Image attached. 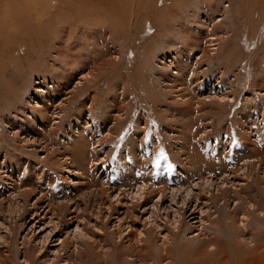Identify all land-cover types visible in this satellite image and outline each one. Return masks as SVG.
<instances>
[{"label": "rangeland", "instance_id": "1", "mask_svg": "<svg viewBox=\"0 0 264 264\" xmlns=\"http://www.w3.org/2000/svg\"><path fill=\"white\" fill-rule=\"evenodd\" d=\"M11 5L3 9L24 16V23L9 16V25L0 24V254L13 255L9 264H107L105 258L110 264H171L183 260L186 250L179 249L193 247L196 236L220 235L213 200L236 242L261 240L253 264H263L264 213L257 208L264 211V170L240 164L255 161L252 142L264 146V0ZM92 29L99 38L91 37ZM61 42L73 46L62 63L56 60ZM40 89L50 91L49 98ZM37 105L48 116L40 133L32 122ZM42 124L37 119V127ZM78 134L86 144L75 154H81L75 168L68 148ZM229 168L241 171L226 180L228 192L211 187L216 198L203 221L194 204L165 209L170 198H133L140 182L155 184L151 189L167 183V190L192 185L197 193L202 176ZM14 186L34 191L25 198ZM243 214L249 228L241 233L230 225L232 218L241 225ZM78 225L87 232L82 239L74 235ZM169 246L174 254L168 258Z\"/></svg>", "mask_w": 264, "mask_h": 264}, {"label": "bare ground", "instance_id": "2", "mask_svg": "<svg viewBox=\"0 0 264 264\" xmlns=\"http://www.w3.org/2000/svg\"><path fill=\"white\" fill-rule=\"evenodd\" d=\"M20 1V0H19ZM41 1L42 2H44V1H47V0H34V3H39V4H41ZM88 1V0H87ZM49 2V1H48ZM79 2H81V1H79ZM82 3V2H81ZM9 5V7L11 8V4H12V0L10 1V0H0V24H5L6 25V23H8V25H9V23L10 22H7V20H8V17L9 16H11V17H13V18H15L16 20H19V22H22L21 21V19L23 20L24 19V16H22V15H17V12H16V15L13 13V11H11V9H3L4 8V5ZM30 5V4H29ZM81 6V5H80ZM85 6V5H84ZM83 6V7H84ZM23 7V6H22ZM29 7H31V6H29ZM25 8V7H24ZM20 10V9H19ZM26 10H27V8H26ZM21 12V11H20ZM25 12H27V11H25ZM30 12V11H29ZM22 13V12H21ZM23 14V13H22ZM26 14V13H25ZM29 14V13H28ZM89 14V13H88ZM110 14V13H109ZM112 14H114V12L112 13ZM209 15H211V17L212 16H214L213 14H209ZM30 16V15H29ZM85 16V15H84ZM116 16V15H115ZM206 16V15H205ZM27 17V16H26ZM90 17H91V15H90ZM93 17L95 18V17H97V16H94L93 15ZM92 17V18H93ZM201 17V16H200ZM30 18V17H29ZM84 18V17H83ZM86 18H87V16H86ZM93 18V19H94ZM204 18V17H203ZM210 18V16L209 17H207V18H205V20H207L208 21V19ZM27 20H28V17H27ZM54 20V19H53ZM86 20V19H85ZM90 20H91V18H90ZM204 20V21H205ZM219 20H222V17H220V18H218V21ZM25 21V20H24ZM94 21V20H93ZM16 22V21H15ZM40 22V21H39ZM89 22V21H88ZM91 22V21H90ZM24 22H22L21 24H23ZM15 24V23H14ZM19 24V23H18ZM10 25H12V23L10 24ZM16 25V24H15ZM4 26H2V28H3ZM12 28V27H11ZM91 28V27H90ZM5 30V29H4ZM1 32V31H0ZM6 32H7V30H6ZM97 32H99L98 30H94V29H92L91 31H90V34H91V37H92V35H95V38L97 37V38H99L100 36L97 34ZM96 34H97V36H96ZM91 37H89V38H91ZM215 38H213L212 37V40H214ZM91 43V42H90ZM57 45V50H56V60H60L61 61V63L63 62V59H66V58H64V57H68L69 56V52H70V50H71V47H73L72 46V44H71V42H67L65 45H64V43H59V44H56ZM212 45H215V44H212ZM78 47V46H77ZM214 49H217V48H213V50ZM78 51H79V49H78ZM74 52V51H73ZM76 52V51H75ZM72 56V55H71ZM69 60H70V57H69ZM71 61V60H70ZM68 62V61H67ZM174 64H175V62H174ZM61 65V64H60ZM59 65V66H60ZM71 65V64H70ZM65 66V65H64ZM63 66V67H64ZM55 67H56V69H57V65H55ZM68 67V66H67ZM165 68H167V66H164ZM58 69H59V71L61 72L62 70H60V68L58 67ZM68 70V69H67ZM58 71V70H57ZM59 72V73H60ZM172 77L173 76H175V75H177L178 74V70H174V71H172ZM175 74V75H174ZM59 77V76H58ZM40 91H41V95H42V97H44V99H47V98H49L48 96V94H46V93H50V91H44V90H42V89H40ZM43 93V94H42ZM210 95V94H209ZM227 96H221L220 95V98L221 99H224V98H226ZM229 97V96H228ZM184 101H186V99H183L182 100V102H184ZM39 105V104H38ZM34 106V111H35V115H36V119H33V121L32 122H35V125L33 126L34 128L36 127V130L35 131H37L38 133H40L42 130H46V121H47V111H46V108H45V106L44 107H42V108H38V107H40V106ZM107 114V113H106ZM105 114V115H106ZM37 119L38 120H42V125H40L39 127H37ZM258 129H261L260 127L258 128ZM262 131H261V137H262V139H264V129H261ZM46 133V132H45ZM78 135H80V136H78L76 139H73L72 141H74V143H73V146H74V148H71L72 147V143L70 144V148H68V151L70 150L71 152H70V159H71V163H72V165H73V167H75V168H78L79 166H77V165H80V164H77V161H76V159L78 158V156L79 155H81V154H79V155H75L76 153L78 154V153H83L84 151H83V149H84V147H85V144H86V140H82V136H81V134H78ZM260 135V134H259ZM85 139V138H84ZM26 140V139H25ZM135 143V142H134ZM252 144V146H251V148L249 149V151H250V153H249V157H251L252 159H255V163H253V161H252V166H251V164H250V162L249 163H247V164H244V163H242V164H240L241 165V167H240V169H242V170H245V169H248V170H250V171H253V170H256V167L258 166V165H260V166H263V170H264V154H262V153H264V146L262 147V148H259L260 146H259V143H256L255 144V142L253 143H251ZM263 144V143H262ZM261 145V144H260ZM259 146V147H258ZM248 151V152H249ZM76 156V157H75ZM238 157V156H237ZM248 157V156H247ZM239 158V157H238ZM80 158H78L77 160H79ZM81 160V159H80ZM240 160V159H239ZM232 161H235V160H232ZM250 161V160H249ZM80 162V161H79ZM5 164V163H4ZM185 164V163H184ZM189 164V163H188ZM232 164H234V163H232ZM239 164V163H238ZM236 165H237V163H236ZM82 166V165H81ZM234 166V165H233ZM191 167V166H190ZM195 168V167H194ZM185 169H190L189 168V166L186 168L185 167ZM239 168L235 171V169H232V168H229V169H227V170H225V172H223V174H220V175H216L215 173H209L208 175H204V176H202V180L201 181H199V182H197L195 185H198V187L196 188V189H198L199 191L197 192V193H194V188L192 187V185H188V187L187 188H185L186 186H184V190H183V188H176V186L174 185V186H172L171 187V189H169V190H167V187L168 188H170L169 187V185H167V183H166V185L165 186H160V187H158V189H151V187L152 186H154L155 184H148V183H146V182H140V183H138V185H137V188H136V191H135V193H134V197L133 198H137L136 200L138 201V202H141V200H143V201H145V202H149V199H151L152 197H151V195L152 194H155V195H160L159 196V198H158V201H160V202H164V200L166 199L167 200V198H170L171 200V204H170V206L169 207H167V208H165V209H170V208H173L175 205H180V206H182V208H184V207H189V206H191V205H195V208H194V212L198 209V207H200L199 208V210L197 211V213L198 212H200L201 213V221H203V220H205V218H204V216H203V213L204 212H206L208 215L210 214L209 212V209H210V203H209V201H211V200H213V199H215L216 198V195L214 194V191H212L211 190V187H213V186H215L214 188L215 189H217V187L218 186H222V188H225V191L224 192H228V181H229V178H232V177H236V173L240 170ZM241 171V170H240ZM211 172V171H210ZM1 174V173H0ZM212 175V176H211ZM219 176V177H218ZM217 177V178H216ZM22 178V177H21ZM21 178H19L20 179V181H21ZM165 178H167V177H165ZM215 178H216V180H215ZM217 179H220L221 181V183H219V184H217L218 182H217ZM226 180H228V181H226ZM256 180V179H255ZM39 181V180H38ZM37 181V182H38ZM168 181V180H167ZM166 181V182H167ZM171 181V180H170ZM234 182V181H233ZM255 182V181H254ZM180 183V182H179ZM192 184V183H191ZM205 184V185H204ZM206 184L209 186V187H207L206 186ZM216 184V185H215ZM257 184H258V186H259V182H257ZM37 185V184H36ZM170 185H172V184H170ZM33 187V186H32ZM21 187L20 186H14V192H15V194L16 195H20V196H23V197H28L29 195H31V193L34 191V190H32V191H21V189H20ZM258 188V187H257ZM35 189V188H34ZM259 189V188H258ZM36 190V189H35ZM122 190V189H121ZM156 190H157V192H156ZM217 190H220V188H218ZM241 190H244V188L242 187L241 188ZM120 191V190H119ZM263 191V190H262ZM193 192V193H192ZM264 192V191H263ZM167 193H169L170 195L168 196V194ZM186 193V195H184ZM240 192L238 191L237 192V194H239ZM42 194V193H41ZM207 194V195H206ZM209 195V196H208ZM117 196H120V194L118 195L117 194ZM223 196V195H222ZM41 201V198H40V196H39V198H38V201H37V203H39ZM43 201V200H42ZM214 204H215V201L213 200L212 201ZM213 204V208H215V210H214V213L213 214H216L217 215V217H218V220H217V224L216 225H221L220 226V228H222L221 230H220V235H216L215 237H211V238H209L208 240H205V239H201L200 238V236H196L195 238H193V240L195 241V242H197L196 244H194V246L193 247H188V248H180L179 249V252L180 251H184V249L186 250L185 252H183L182 253V257H183V260L181 259V257L180 258H178L177 260L178 261H176V262H171V264H194L195 262V264H253V262L257 259V256H256V254H257V252H258V246L260 245L259 243H261L262 244V242H261V240H257L256 239V241L257 242H255V244L254 245H256V246H254V245H249L248 244V242L247 243H242V242H236V237L235 238H233L232 237V232H230L228 229H226V230H224L223 228H224V226L227 224V219H225L224 218V215H222L221 214V210L219 209V207L215 204L214 205ZM37 205V204H36ZM35 205V206H36ZM152 205H154V206H158V203H153ZM163 205V204H162ZM161 205V206H162ZM67 206H68V204H65L64 205V208L65 209H68L67 208ZM148 206V205H147ZM197 206V207H196ZM72 207V206H71ZM158 210H159V208L158 207H156ZM182 208H180V209H182ZM180 209H178V210H175V215H174V220H175V224L177 225V224H179V222H180V219L182 218V212H180ZM188 209V208H187ZM193 210V209H192ZM260 211L259 213H264V211L262 210V207H258L257 208V211ZM72 211V210H71ZM156 212V211H155ZM66 213V212H65ZM63 214L62 215V217L63 218H65L67 215L66 214ZM156 214V213H155ZM194 214L195 213H192L191 214V217L193 216L194 217ZM157 215V214H156ZM173 215V214H172ZM177 215V216H176ZM184 215V214H183ZM178 216L180 217L179 219H178ZM185 216V215H184ZM190 217V218H191ZM193 217H192V219H193ZM244 217H248V216H246L245 214H243L242 215V218L239 220L240 222H241V225H237V221H235V219L234 218H232V225H230V226H235V228H236V230L237 231H239V230H241V233H244L246 230H248V225H247V223H245V218ZM260 217V216H259ZM184 218V217H183ZM189 218V217H188ZM229 218H231V215H229ZM228 218V219H229ZM195 219V218H194ZM238 221V222H239ZM258 221V223H259V225L262 223V220H260V219H258L257 220ZM222 222H223V225H222ZM65 223H67V222H65ZM181 226V225H180ZM241 226H243L242 228H241ZM63 227V226H62ZM69 228V227H68ZM77 228H78V230H77V233H74V235H75V238L76 239H82V238H84V237H86L87 236V232L83 229V228H81V226L80 225H78L77 226ZM259 227H258V225H256L255 227H253V230L254 231H256L257 229H258ZM179 229H181V228H179ZM54 230H55V228H54ZM259 230V229H258ZM76 232V231H75ZM52 233H53V231H51L50 232V236L47 238L48 240H46V241H49V243L50 242H53L52 241V239H53V237H52ZM61 233V232H60ZM63 233V232H62ZM72 233V232H71ZM180 233H175V236L176 235H179ZM255 234V233H254ZM257 234L258 233H256V236H257ZM55 235V234H54ZM55 237V236H54ZM225 237H227V239L225 238ZM59 238V237H58ZM245 238V237H244ZM243 238V239H244ZM253 238H255V235H254V237ZM252 238V241H254V239ZM263 241H264V233L262 234V238H261ZM57 240H60V239H57ZM142 241V240H141ZM140 242V241H139ZM144 242V241H143ZM178 242L179 243H181L182 242V238L181 237H179V240H178ZM64 243H65V239H62L61 240V244H62V246L64 245ZM257 243V244H256ZM80 245V244H79ZM168 246V245H167ZM179 246L181 247V245L179 244ZM64 247V246H63ZM242 248V253L243 254H241V255H236V256H234V260H233V253H236V252H238L240 249ZM165 249V248H164ZM172 247L171 246H169V247H167L166 248V250H164L165 252H166V254H167V257L169 258V257H172V255L174 254V252H172ZM211 249H215V251H211ZM29 250V249H28ZM32 251V250H31ZM30 251V252H31ZM164 251H161L160 253H161V255H160V259H161V261L162 260H164V257H163V252ZM241 251V250H240ZM33 254V253H32ZM264 254V253H263ZM111 255V253H106V256L107 257H111L110 256ZM26 256H27V254H26ZM145 256H149V254H145ZM165 256V255H164ZM179 256V255H178ZM259 257V256H258ZM13 259V255L11 256V255H9V256H7V255H4V254H0V264H9L10 263V260H12ZM26 259V258H25ZM189 259V260H188ZM263 259V258H262ZM185 260H188V262L187 261H185ZM25 261H27V259L25 260ZM86 261V260H85ZM111 261V260H110ZM184 261H185V263H184ZM192 262V263H191ZM257 262H258V260H257ZM263 262H264V260H263ZM13 263V262H12ZM35 264H38V261H35L34 262ZM85 263H87V262H85ZM105 263H107V264H110V262H109V260H108V258H105ZM154 263V262H153ZM77 264V263H76ZM258 264H261V263H259L258 262ZM264 264V263H263Z\"/></svg>", "mask_w": 264, "mask_h": 264}]
</instances>
